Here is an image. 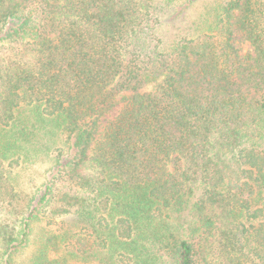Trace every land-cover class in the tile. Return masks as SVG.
I'll return each mask as SVG.
<instances>
[{"label":"trees","instance_id":"obj_1","mask_svg":"<svg viewBox=\"0 0 264 264\" xmlns=\"http://www.w3.org/2000/svg\"><path fill=\"white\" fill-rule=\"evenodd\" d=\"M0 264H264V0H0Z\"/></svg>","mask_w":264,"mask_h":264},{"label":"rangeland","instance_id":"obj_2","mask_svg":"<svg viewBox=\"0 0 264 264\" xmlns=\"http://www.w3.org/2000/svg\"><path fill=\"white\" fill-rule=\"evenodd\" d=\"M123 106H124V102H123V100H122V99H119V103H118L116 109L114 110V112L111 113L109 116L106 117L107 120H106L104 126L106 125V123H107L108 120H113V119L118 115L119 110H120ZM44 171H45L44 167H41V169L38 170L37 173L34 175V181H33V182H30V181H29V184H28L27 182L22 181V182H23V185H24L28 190H31L30 188H31L32 186H34L35 190H37V187H40V185H42V183H43V182L41 181V177H42V176H41L40 174H43ZM32 188H33V187H32ZM27 256H29V254H26V255L21 256V257H20V259H22L21 262L25 263L26 260H27V258H26Z\"/></svg>","mask_w":264,"mask_h":264}]
</instances>
